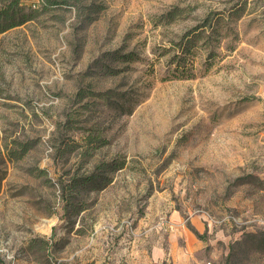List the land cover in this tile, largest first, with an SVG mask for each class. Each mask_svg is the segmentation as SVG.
<instances>
[{
  "label": "rangeland",
  "instance_id": "obj_1",
  "mask_svg": "<svg viewBox=\"0 0 264 264\" xmlns=\"http://www.w3.org/2000/svg\"><path fill=\"white\" fill-rule=\"evenodd\" d=\"M52 1L0 32V264H264V0Z\"/></svg>",
  "mask_w": 264,
  "mask_h": 264
},
{
  "label": "trees",
  "instance_id": "obj_2",
  "mask_svg": "<svg viewBox=\"0 0 264 264\" xmlns=\"http://www.w3.org/2000/svg\"><path fill=\"white\" fill-rule=\"evenodd\" d=\"M52 2L58 3L59 1L55 0ZM0 3V32H4L12 27L21 25L35 17L36 10L31 9L27 11L24 0H1ZM27 150L28 148L25 147L18 157L25 154ZM196 233L199 237H201L200 233L197 231Z\"/></svg>",
  "mask_w": 264,
  "mask_h": 264
},
{
  "label": "crops",
  "instance_id": "obj_3",
  "mask_svg": "<svg viewBox=\"0 0 264 264\" xmlns=\"http://www.w3.org/2000/svg\"><path fill=\"white\" fill-rule=\"evenodd\" d=\"M176 236L177 237L183 236V239L185 242L184 248L185 249L187 248L186 249L187 251L186 250H183V252H181V250L179 251L180 257L182 256V253L186 251V253L183 254L182 261L179 264H184L183 260H186L187 258H189L192 261V264H205V263L213 264L212 262L207 261V260H202L199 257L198 253H200V251L203 250L205 243L200 239V237L193 230L186 227L180 231V235H176Z\"/></svg>",
  "mask_w": 264,
  "mask_h": 264
}]
</instances>
